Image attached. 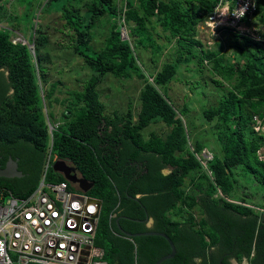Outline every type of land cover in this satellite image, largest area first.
I'll use <instances>...</instances> for the list:
<instances>
[{
  "label": "trees",
  "instance_id": "trees-1",
  "mask_svg": "<svg viewBox=\"0 0 264 264\" xmlns=\"http://www.w3.org/2000/svg\"><path fill=\"white\" fill-rule=\"evenodd\" d=\"M1 1L0 166L13 159L23 177H0V188L15 195L31 192L51 152L93 183L87 194L101 200L95 244L107 264H153L170 252L163 236L130 240L124 234L147 231L164 232L174 243V256L160 264H243L244 259L264 264V159L257 155L263 139L254 133V117L264 127V41L247 35L239 41L235 32L231 62L221 44L204 48L196 38L198 25L218 0H14L20 13L3 12ZM263 9L264 0H256L254 15L262 23ZM45 12L60 14L73 53L90 71L81 89L53 98L62 105L57 120L47 105L55 91L64 90L61 80L46 75L42 60L48 43L40 20ZM104 19L109 31L104 45L95 48V27ZM121 21L129 39L121 38ZM18 36L25 43L16 42ZM168 44L177 53L173 60L151 69L138 61ZM204 61L218 76L214 83L223 86L216 89V104L203 108L199 117L212 123L215 140L196 138L189 149L197 122L188 116V103H173L166 88L181 64L193 63L186 69L197 71ZM107 75L142 81L136 112L130 107L106 112L98 87ZM199 85L195 80L188 87ZM158 123L168 129L165 134H143ZM204 148L213 152L206 165L198 157ZM48 180L64 178L50 168ZM147 217L153 219L151 227Z\"/></svg>",
  "mask_w": 264,
  "mask_h": 264
},
{
  "label": "rangeland",
  "instance_id": "rangeland-1",
  "mask_svg": "<svg viewBox=\"0 0 264 264\" xmlns=\"http://www.w3.org/2000/svg\"><path fill=\"white\" fill-rule=\"evenodd\" d=\"M14 0H2V11L7 12V10L17 11L20 13L22 7L19 4L14 5ZM264 13V9H263ZM59 13L45 12L42 14L40 20L42 21V31L48 38V43L41 50L43 53V64L48 68L47 76L51 80L59 79L63 83V92L55 91L52 97V105L47 108L49 111H54L56 120L61 112L62 105L53 98H61L67 96L66 90L69 89H81L82 81L89 76V68L84 64L82 59L73 53L71 48V40L69 31L63 27V21L59 17ZM7 18V15H5ZM21 20V16H19ZM199 31L196 33V38H199L204 48L218 49L219 44L222 45L223 53L225 54V60L231 62L234 60L235 47L233 46L235 32H238V40L241 41L242 37L247 35L251 39L264 41V23L258 19V15L255 16L252 25L248 27H240L237 31H223L221 33L212 31L208 28L204 21L199 24ZM110 27L109 20L104 19L103 21H98L95 27L96 36L92 40V46L95 48H100L104 45L105 38L108 34ZM120 35L122 39H125L129 34V29L123 27L122 23L119 25ZM160 31V29L158 30ZM128 34V35H127ZM23 35L27 38L28 34L23 32ZM17 36V33H15ZM15 36L12 39H15ZM19 37V36H18ZM127 39V38H126ZM162 43H166L164 39L160 40ZM174 42V40H172ZM32 47V45H29ZM143 52L142 49H140ZM136 55L137 52L135 51ZM138 56V55H137ZM141 57V58H140ZM138 57V61L144 60V67L151 69L152 66H160L163 63L173 60L177 57L176 50L172 44H168L163 47L161 53L151 55L150 52H146L143 56ZM154 60V62H152ZM203 68L197 71H189L186 66L193 67V63H184L179 67L178 79L171 81L167 86V94L171 101L175 104L188 103L189 111L188 116L197 122L196 127L189 133L188 147L192 149L193 143L196 138L201 141L215 140L214 136L211 135L210 124L207 121H201L199 117L201 116L203 108L207 105L216 104L218 95L216 89L218 87H223L219 84L214 83V79L218 78L217 75L212 74L210 71L209 63L203 62ZM187 67V68H188ZM6 72H4L5 74ZM151 79V78H149ZM195 80H199L200 85L197 88L189 86ZM227 84L225 83L224 86ZM142 87V81L136 77L131 79H118L111 75L105 76L104 80L98 87L100 93V100L105 104L106 112L111 113L112 110H117L118 112L124 113L130 107L133 112H136L140 107L139 91ZM191 87V88H190ZM193 87V88H192ZM253 124L248 126L250 129ZM167 128L161 123L150 124L143 130V134L149 131H155L157 133L165 134ZM256 135L262 136L263 144L257 151V155L260 159H264V127L261 129L255 128ZM48 150V149H47ZM204 150V149H203ZM211 152V150H210ZM213 155V152H212ZM203 153H199V157H202ZM186 184L187 180H186ZM189 185V184H188ZM256 190V187L251 189V191ZM250 192V191H249ZM255 201V199H254ZM261 207H255V211H260ZM194 214L199 217L200 213L196 210Z\"/></svg>",
  "mask_w": 264,
  "mask_h": 264
},
{
  "label": "built area",
  "instance_id": "built-area-1",
  "mask_svg": "<svg viewBox=\"0 0 264 264\" xmlns=\"http://www.w3.org/2000/svg\"><path fill=\"white\" fill-rule=\"evenodd\" d=\"M233 2L226 19L237 28L242 21L251 24L256 0ZM218 8L208 24L223 20ZM202 153L198 157L206 165L212 153ZM50 167L48 156L36 187L26 195L0 188V264H107L104 250L95 244L99 202L67 180H48Z\"/></svg>",
  "mask_w": 264,
  "mask_h": 264
},
{
  "label": "clouds",
  "instance_id": "clouds-1",
  "mask_svg": "<svg viewBox=\"0 0 264 264\" xmlns=\"http://www.w3.org/2000/svg\"><path fill=\"white\" fill-rule=\"evenodd\" d=\"M228 1V3H225L224 2V0H223V2H219V0L217 1V3H216V5H215V7H214V9L212 10V12L203 20L204 21V23H205V25L208 27V28H210V30H212V31H216V32H218V33H221V32H223V31H225L224 29H228L229 31L231 30H233V31H237V30H240V27H248V26H250V25H252V23H253V20H254V18H255V15H253V18H252V22H251V24L249 23V24H246L244 21H242L241 23H239L240 24V27L239 28H237V27H235V26H233V25H231V23H230V20L229 19H226V14H227V7L228 8H232L233 7V5L232 4H234V2H233V0H227ZM217 5H219V7L220 8H218V12L219 13H221V18H223V20L219 23V24H217V25H210V24H208V22H209V16L210 15H212L213 13H214V11L216 10V6ZM232 5V6H231ZM255 14V13H254ZM225 19V20H224ZM122 22V24H123V27L125 28L126 27V25H125V23H124V21H121ZM200 24V23H199ZM234 25H236V24H234ZM199 26L200 25H198V31H199ZM129 34V33H128ZM127 34V35H128ZM127 39H129V35L126 37ZM125 38V39H126ZM16 42H18V41H22L23 43H25V39H23V37L22 36H19V37H16V40H15ZM5 74H7V72L5 73ZM11 92V90H9V93ZM254 120H255V122H256V119L254 118ZM258 121H259V124H255V126L256 125H258L259 126V129H261L262 128V125H260V120L258 119ZM254 126V127H255ZM48 127H49V130L51 131L52 130V128H53V126L48 122ZM204 149H206V148H204ZM203 150V149H202ZM199 153H201V152H199ZM49 156H50V161H51V169H52V171L53 172H55V173H57V174H59V175H61L62 177H63V174L61 173V172H58V171H54L53 170V163L57 160V159H59V158H57L56 157V155H52V153L51 152H49ZM11 160H13V159H11ZM63 160V159H62ZM15 161V160H14ZM16 163H17V161H16ZM45 163H46V161H45ZM66 163L68 164V165H71V164H69L67 161H66ZM44 166V165H43ZM73 166V165H72ZM1 167V166H0ZM1 168H4V167H1ZM49 168V169H50ZM16 169H17V167H16ZM43 169V168H42ZM76 169V168H75ZM17 171H19L18 169H17ZM77 171V170H76ZM20 172V171H19ZM21 173V172H20ZM48 173H49V171H48ZM41 174H42V172H41ZM77 174L80 176V174L78 173V171H77ZM22 176V173H21V175L20 176H13L12 178H14V177H21ZM41 176V175H40ZM64 178V177H63ZM8 179H11V178H8ZM64 180H67V179H65L64 178ZM70 184H72V186L73 187H78L82 192H84L79 186H78V184L77 183H72L71 181H69V180H67ZM38 183V182H37ZM37 185V184H36ZM36 187V186H35ZM34 187V188H35ZM33 191V190H32ZM86 194H87V192H85ZM88 195V194H87ZM88 196H90V195H88ZM138 196H140V195H137V197ZM90 197H93V198H95L98 202H99V204H100V208H101V200L100 199H98V198H96V197H94V196H90ZM99 215H100V213H99ZM149 219H151L152 221H151V225H148V223H147V221L149 220ZM99 221V220H98ZM145 222H146V225L148 226V227H151L152 226V223H153V219L151 218V217H147L146 219H145ZM98 225V224H97ZM125 234V236L128 238V239H130V240H132L133 239V237L134 236H129V235H127L126 233H124ZM98 246V245H97ZM104 258V257H103ZM135 258H136V256H135ZM105 260V259H104ZM106 261V260H105ZM107 262V261H106ZM235 262V263H234ZM134 264H136V260L134 261ZM233 264H237L236 263V261L235 260H233ZM243 264H247V260L246 259H244V261H243Z\"/></svg>",
  "mask_w": 264,
  "mask_h": 264
},
{
  "label": "water",
  "instance_id": "water-1",
  "mask_svg": "<svg viewBox=\"0 0 264 264\" xmlns=\"http://www.w3.org/2000/svg\"><path fill=\"white\" fill-rule=\"evenodd\" d=\"M9 162L12 164L13 169H15L14 173L15 174H10L8 173L6 168H1L0 167V177H4V178H12L13 176H20L21 173L19 171H17L16 167H17V163L14 160L9 159ZM53 170L54 171H58L61 172L63 174V177L69 181H71L72 183H77L78 186L84 191L87 192L90 188H92L93 183L88 181L86 178L79 176L77 174V171L75 169L74 166L72 165H68L66 163L65 160L62 159H57L54 163H53ZM151 219H149L147 221L148 225H151ZM129 236H140V235H150V234H156V235H160L166 238V240L169 243L170 246V252L161 256L160 258H158L153 264H160L163 260L167 259V258H171L174 256L175 254V246L174 243L172 242V240L169 238V236L164 233V232H158V231H147V232H140V233H126ZM235 263V262H234Z\"/></svg>",
  "mask_w": 264,
  "mask_h": 264
},
{
  "label": "flooded vegetation",
  "instance_id": "flooded-vegetation-1",
  "mask_svg": "<svg viewBox=\"0 0 264 264\" xmlns=\"http://www.w3.org/2000/svg\"><path fill=\"white\" fill-rule=\"evenodd\" d=\"M4 168H6L8 171V173H10V174H15L14 173V171H15V169H13V166H12V164L9 162V159H7L6 161H5V165H4ZM17 169H18V165H17ZM21 172V171H20ZM21 177H23V174H22V176ZM14 178H20V177H14ZM14 178H11V179H14Z\"/></svg>",
  "mask_w": 264,
  "mask_h": 264
},
{
  "label": "crops",
  "instance_id": "crops-1",
  "mask_svg": "<svg viewBox=\"0 0 264 264\" xmlns=\"http://www.w3.org/2000/svg\"><path fill=\"white\" fill-rule=\"evenodd\" d=\"M169 171H170V169H163L162 172H163L164 174H167Z\"/></svg>",
  "mask_w": 264,
  "mask_h": 264
}]
</instances>
